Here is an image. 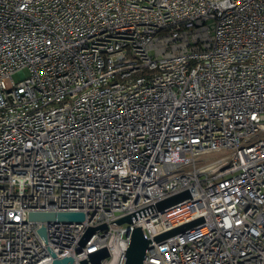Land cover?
I'll list each match as a JSON object with an SVG mask.
<instances>
[{
  "label": "built area",
  "instance_id": "obj_1",
  "mask_svg": "<svg viewBox=\"0 0 264 264\" xmlns=\"http://www.w3.org/2000/svg\"><path fill=\"white\" fill-rule=\"evenodd\" d=\"M136 227L144 264H264V0H0V264Z\"/></svg>",
  "mask_w": 264,
  "mask_h": 264
},
{
  "label": "water",
  "instance_id": "obj_2",
  "mask_svg": "<svg viewBox=\"0 0 264 264\" xmlns=\"http://www.w3.org/2000/svg\"><path fill=\"white\" fill-rule=\"evenodd\" d=\"M190 197V193L188 191H183L182 193L173 195L157 204L158 209L162 210L165 209L168 206H171L172 204H177L178 202ZM30 220L34 221H46V220H61V221H81L84 219V214L82 212H74V211H61V212H53V211H31L29 213ZM131 217L127 216V218H122L119 222H131ZM202 219L195 220L191 223L185 224L183 226H180L178 228L171 229L170 231H167L165 233H162L160 235H157L154 240L155 241H161L163 239H166L167 237L174 235L176 233H179L195 224H198L201 222ZM104 226H101L102 228ZM97 228L92 227L88 229L82 239L81 244L84 245L85 242L91 237L93 232H95ZM141 227H136L132 232L130 236V240L128 243L127 250L125 252V255L123 256V262L122 264H144V259L146 255V250L149 247V244L151 243V240L147 238L144 231ZM40 235H42L44 238H46V230L44 227L39 229ZM108 256V251L106 248L95 252L91 254V262L92 264H100L101 259ZM87 261L83 260L81 264H86ZM51 264H73V260L70 258H58L56 255H54V259Z\"/></svg>",
  "mask_w": 264,
  "mask_h": 264
},
{
  "label": "rangeland",
  "instance_id": "obj_3",
  "mask_svg": "<svg viewBox=\"0 0 264 264\" xmlns=\"http://www.w3.org/2000/svg\"><path fill=\"white\" fill-rule=\"evenodd\" d=\"M13 78H14L15 81H19L20 80V77H19L18 73H14L13 74ZM7 84L8 85L10 84V80L9 79L7 80Z\"/></svg>",
  "mask_w": 264,
  "mask_h": 264
}]
</instances>
